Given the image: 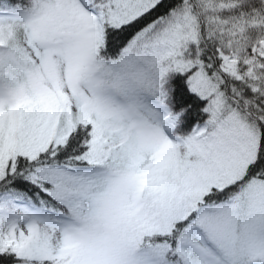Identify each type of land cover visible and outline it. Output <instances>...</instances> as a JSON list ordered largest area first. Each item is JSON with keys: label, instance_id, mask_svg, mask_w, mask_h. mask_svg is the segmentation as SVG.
Listing matches in <instances>:
<instances>
[{"label": "snow or ice", "instance_id": "obj_1", "mask_svg": "<svg viewBox=\"0 0 264 264\" xmlns=\"http://www.w3.org/2000/svg\"><path fill=\"white\" fill-rule=\"evenodd\" d=\"M0 264H264V0H0Z\"/></svg>", "mask_w": 264, "mask_h": 264}]
</instances>
